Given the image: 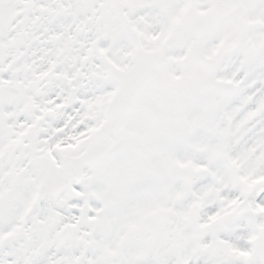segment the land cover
<instances>
[{
	"label": "snow or ice",
	"instance_id": "6c2138e0",
	"mask_svg": "<svg viewBox=\"0 0 264 264\" xmlns=\"http://www.w3.org/2000/svg\"><path fill=\"white\" fill-rule=\"evenodd\" d=\"M0 264H264V0H0Z\"/></svg>",
	"mask_w": 264,
	"mask_h": 264
}]
</instances>
